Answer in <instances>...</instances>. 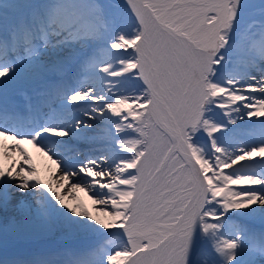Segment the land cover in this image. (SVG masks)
Returning a JSON list of instances; mask_svg holds the SVG:
<instances>
[{"label":"snow or ice","instance_id":"6c2138e0","mask_svg":"<svg viewBox=\"0 0 264 264\" xmlns=\"http://www.w3.org/2000/svg\"><path fill=\"white\" fill-rule=\"evenodd\" d=\"M0 264H264V0H0Z\"/></svg>","mask_w":264,"mask_h":264},{"label":"bare ground","instance_id":"6f19581e","mask_svg":"<svg viewBox=\"0 0 264 264\" xmlns=\"http://www.w3.org/2000/svg\"><path fill=\"white\" fill-rule=\"evenodd\" d=\"M7 143L11 144L12 141H8ZM25 148L28 149V151L32 154L33 156V162L37 165V167L40 169L41 176L45 179L46 182L49 181V179L52 177V174L55 172L57 175H59V171L56 168V165L52 163L51 160H49L46 156H44L42 153H39L34 149L31 145H24ZM14 159H21L19 153H16L13 157ZM5 163L8 161L5 160ZM21 163H23L21 159ZM62 194H66L64 191H62ZM79 195V201H73L69 199L68 203H83L90 212L93 213V215H98L97 208L102 207V206H95L93 205L92 200L89 198L90 194H86L84 192H81L78 194Z\"/></svg>","mask_w":264,"mask_h":264}]
</instances>
